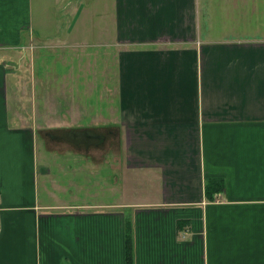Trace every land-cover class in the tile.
I'll use <instances>...</instances> for the list:
<instances>
[{"label":"crops","instance_id":"obj_1","mask_svg":"<svg viewBox=\"0 0 264 264\" xmlns=\"http://www.w3.org/2000/svg\"><path fill=\"white\" fill-rule=\"evenodd\" d=\"M90 1L0 0V264H126L128 234L133 264H264V0ZM86 9L116 48L124 168L155 190L134 203L41 199L34 126L9 107L20 52L65 45Z\"/></svg>","mask_w":264,"mask_h":264},{"label":"rangeland","instance_id":"obj_2","mask_svg":"<svg viewBox=\"0 0 264 264\" xmlns=\"http://www.w3.org/2000/svg\"><path fill=\"white\" fill-rule=\"evenodd\" d=\"M88 3L91 1L72 0L73 9H85ZM45 4L54 17L58 13L55 0H45ZM94 5L102 7L103 2ZM85 11L79 15L75 35L68 37L65 45L53 39L32 49L31 54L20 52L9 107L17 118L25 117V122L34 126L37 163L44 162L49 173L46 182L38 179L41 199L46 198L49 205L94 206L125 202L127 192L126 201L134 203L146 196L142 192L155 190L144 179L139 188V174L124 168L117 117L116 48L103 43L110 37H100L96 31L104 19L92 10ZM58 27L60 23L53 19L46 32L57 33ZM86 28L90 30L84 38L81 31ZM68 130L98 133L106 140L91 147L87 137L80 142L65 135Z\"/></svg>","mask_w":264,"mask_h":264},{"label":"trees","instance_id":"obj_3","mask_svg":"<svg viewBox=\"0 0 264 264\" xmlns=\"http://www.w3.org/2000/svg\"><path fill=\"white\" fill-rule=\"evenodd\" d=\"M224 183L218 179H210L205 183L204 192L207 199H211L216 193H220L224 189ZM130 230V226L128 227ZM126 264H133V248H132V239L130 234L126 238Z\"/></svg>","mask_w":264,"mask_h":264},{"label":"flooded vegetation","instance_id":"obj_4","mask_svg":"<svg viewBox=\"0 0 264 264\" xmlns=\"http://www.w3.org/2000/svg\"><path fill=\"white\" fill-rule=\"evenodd\" d=\"M67 133H70L69 136H73L75 137V139H80V142H83L84 140H82V137H87V139H85L86 141L92 142V143H97L100 142L101 140H103V136H101L100 134L97 133H93V132H79V131H68ZM84 133V134H83Z\"/></svg>","mask_w":264,"mask_h":264}]
</instances>
